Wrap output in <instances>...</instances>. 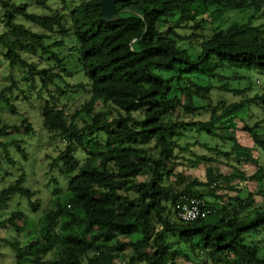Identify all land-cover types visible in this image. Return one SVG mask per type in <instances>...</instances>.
Wrapping results in <instances>:
<instances>
[{"label": "trees", "instance_id": "trees-1", "mask_svg": "<svg viewBox=\"0 0 264 264\" xmlns=\"http://www.w3.org/2000/svg\"><path fill=\"white\" fill-rule=\"evenodd\" d=\"M32 7L44 14L33 13ZM114 9L118 19L107 23L102 0H0V58L11 73L0 99L11 115H21L14 101L36 112L42 129L65 143L49 168L62 176L75 174L65 192L55 190L43 210L38 192L26 187L24 173L0 187V209L17 195L39 214L36 239L21 243L30 219L15 209L0 221L15 237L0 242L14 252L15 264H180L182 258L190 260L186 249L201 256L199 264H264L258 247L242 243L244 235L264 230V166L251 175L238 169L242 161H257L249 149L238 146L231 131L236 119L243 120V131L264 157L261 122L249 126L244 120V113L253 117L251 107L264 113V94L244 96L254 76L264 79V24L251 21L253 15L264 16V0H127ZM241 10L252 12L250 21L205 34L209 22ZM16 16L22 19L17 22ZM179 31L190 33L200 54L192 58L179 47L188 39ZM67 38L74 40L78 73L86 79V84L67 86L87 96L72 113L68 95L59 87L77 73L69 71L67 56L59 52ZM15 70L26 90L12 76ZM242 81L247 85L240 89L230 83ZM213 91L231 100L217 103ZM36 100L43 106L37 109ZM98 102L115 115L95 111ZM84 114L90 122L78 128ZM201 114L208 115L206 122H186ZM210 125L222 127L211 132ZM16 127L0 121V134L34 131L27 119ZM188 130L229 145L224 151L196 143L222 159L236 160V165L205 155L195 160L179 155L184 149L176 140ZM11 147L27 160L22 141L12 140L0 142V162L15 165ZM78 149L82 160L75 157ZM187 162L204 167L205 182L176 173ZM226 164L228 175L222 172ZM221 180L225 187L218 184ZM234 181L253 183V191L240 190ZM204 188L210 189L198 192ZM181 198L201 199L210 214L181 221L175 210Z\"/></svg>", "mask_w": 264, "mask_h": 264}, {"label": "rangeland", "instance_id": "rangeland-1", "mask_svg": "<svg viewBox=\"0 0 264 264\" xmlns=\"http://www.w3.org/2000/svg\"><path fill=\"white\" fill-rule=\"evenodd\" d=\"M16 1V0H11ZM31 11L36 14H44V12L38 8V7H32ZM221 20L213 22L212 24L205 25L206 32L205 34L210 32V29H226L232 22L233 23H246L250 21L252 18V12H249L248 10H241V11H230L225 14ZM2 14L0 12V23L2 21ZM206 18V17H204ZM22 19L20 16H16L17 22H19ZM176 20L173 19V21ZM208 20V19H207ZM253 25H263L264 24V16L262 15H253V19L251 20ZM180 32V31H179ZM183 36H186L188 39L182 43L179 44V47L182 49H185L188 51V54L194 58L198 54H200L199 47L194 44V41L189 38L190 33L186 32H180ZM74 46V40L72 38L65 39V46L59 50L60 55H66L67 56V68L69 71L76 72L77 73L70 78H65V82H67V85H64L62 83H59V87L65 91L68 95V100L66 101L68 103L69 112L72 113L75 110H78L82 107V105L86 102L87 96L84 94V91L80 88H68L67 86H75L78 83H84L86 84V79L81 73H78L80 70V63L79 61L76 62L75 58V52L72 51ZM183 71V70H182ZM181 71V73H182ZM10 70L7 67V64L3 61L2 58H0V90L10 85ZM12 76L16 79V81L19 82V88L26 90L27 85L24 82L19 81L20 80V73L15 70L12 72ZM231 76V75H230ZM253 84L250 87L249 91L244 94V96L252 97L256 94H264V79L259 76L253 77ZM233 88H242L247 85V83L244 81L240 82L241 84L230 82ZM53 92H56L54 88H52ZM57 93H54L56 96ZM18 99H20L19 94H16ZM212 96L215 99V102H225L231 100L228 96H224L223 94H220L218 91H213ZM243 96V97H244ZM32 98L34 99V95H32ZM60 99V98H59ZM241 96L237 99L240 100ZM15 105L20 109V116L11 115L8 113L7 109L4 108V104L2 103V100L0 99V121H2L5 125L12 127L17 126L19 127L21 124V121L23 119H27L28 122L32 125L33 133L30 135H26L25 131L22 129L20 131H15L13 129L7 130L6 133L0 134V142H8L12 140H18L22 141L24 148L27 151V160H23L20 156V154L15 150L14 148H9L8 153L11 156V158L15 161V165L11 166L6 164L4 161L0 162V178H2V181L0 182V187H4L8 185V183L12 182L16 179L18 175L21 173H24L27 175V181H26V187L30 188L33 191H37V198L41 201V210H43L45 207L48 206L50 199L52 198L53 192L55 190H58L60 192V195L65 192L67 189L68 183L71 181V179L75 176H62L59 174V172L54 169H50L49 165L50 163L58 157V155L64 150L65 143L61 141L59 138L53 137L49 134H47L41 126V119L38 114L32 110H28V108L23 106L20 102L14 101ZM36 108H40L43 106V101L36 100L34 101ZM18 103V104H17ZM95 111H109L112 115H115L112 109L104 108L100 102L95 104L94 106ZM25 110V111H24ZM28 110V111H27ZM112 110V111H111ZM251 112L253 114V117L246 118L247 114L244 113V120L249 124V126H253L255 122H261L260 123V129L259 133L261 135H264V113L257 108L251 107ZM134 116L138 117V113H135ZM208 119L207 114H201L198 116H193L186 118V122L189 121H202L206 122ZM90 118L86 116L85 114L78 120L77 126L78 128H82L85 123H89ZM245 122L243 120H240L239 118L236 119V124L234 129H231L232 133L234 134L238 146L241 148H246L250 150V156L257 161V163L254 162H241L240 165H236V160L232 159L231 161L222 159L220 155L207 151V149H204L202 147H199L197 144L200 145H207L209 148L212 149H222L224 151H229L230 146L225 145L224 143L218 141L216 138L206 136L204 133H197L193 130H188L183 132V137L176 140V142L184 149L183 151H179V155H183L187 159H193L197 156L205 155L207 157L221 160L226 162L228 165H236L238 166V169L243 171L246 175L253 174L258 166L263 167L264 166V157L261 155L257 150L254 148V144L251 140V138L248 136V134L243 131ZM16 127V128H17ZM218 127H222L221 125L216 126H208L207 129L211 132H214L215 129ZM95 138L98 141H102L103 137L95 135ZM75 153V157L77 160H82L84 158V153L78 149ZM238 151L245 152L246 155H248V152L238 149ZM1 156H3V151L0 149V160ZM182 162V161H181ZM224 165L222 167V172L225 175L230 174L229 167ZM176 173L182 172L187 177L195 178L199 182H205V172L204 167L202 165L193 167L190 163H185V165H179L176 167ZM6 174V175H5ZM171 182L174 181V179L171 177ZM218 184H220L221 187H225L227 185V182L221 180ZM234 185H238V188L240 190H248L253 191L254 184L253 183H241L239 184L238 181H234ZM264 186V181L261 184ZM210 188H204L202 190H199L198 192H205L208 191ZM58 192V193H59ZM226 193L228 196L232 197L237 194L235 191L225 192L221 191L219 194L222 195ZM242 198L246 197V193L243 192L240 194ZM226 200V198H225ZM260 199L258 198L257 201ZM18 209L20 211H23L26 215L29 216L30 219V227L28 228L27 232L24 233L22 238H20L21 243H28L37 237L36 233V221L38 220L39 214H34L31 212L30 207L28 205V202L26 199H21L19 196H13L11 201L8 203V206L6 208L0 209V221H4L8 218L10 213ZM15 237V234L12 233L10 229H5L4 226H0V238L6 239L8 241H13V238ZM243 245L245 246H256L258 247L257 257L259 259H264V230H261L259 232H251L243 236L242 240ZM190 254L189 258L190 260H187L185 258H182L181 260L177 261V263L180 264H199L201 262V256L197 258L194 256V254L190 253V249H186L185 254ZM192 259V260H191ZM0 264H15V254L13 251L10 250V248L3 242H0Z\"/></svg>", "mask_w": 264, "mask_h": 264}, {"label": "built area", "instance_id": "built-area-1", "mask_svg": "<svg viewBox=\"0 0 264 264\" xmlns=\"http://www.w3.org/2000/svg\"><path fill=\"white\" fill-rule=\"evenodd\" d=\"M178 218L185 222H193L198 219H203L210 214V211L205 207L201 199H185L181 198L175 205Z\"/></svg>", "mask_w": 264, "mask_h": 264}, {"label": "water", "instance_id": "water-1", "mask_svg": "<svg viewBox=\"0 0 264 264\" xmlns=\"http://www.w3.org/2000/svg\"><path fill=\"white\" fill-rule=\"evenodd\" d=\"M127 0H102V15L103 19L107 23H113L117 21L118 16L115 13L114 6L118 2H125ZM129 11V10H127ZM132 12V11H129ZM135 14V12H132Z\"/></svg>", "mask_w": 264, "mask_h": 264}]
</instances>
